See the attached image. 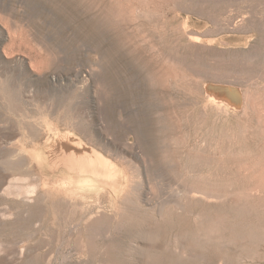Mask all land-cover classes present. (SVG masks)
Here are the masks:
<instances>
[{
	"label": "rangeland",
	"instance_id": "1",
	"mask_svg": "<svg viewBox=\"0 0 264 264\" xmlns=\"http://www.w3.org/2000/svg\"><path fill=\"white\" fill-rule=\"evenodd\" d=\"M0 102V189L15 172L9 141L29 152L50 125H72L140 151L147 202L166 212L134 205L104 238L42 200L0 219V264H215L249 231L241 246L259 260L247 264H264V0H0ZM2 198L0 213L13 205ZM140 241L162 247L130 248Z\"/></svg>",
	"mask_w": 264,
	"mask_h": 264
},
{
	"label": "bare ground",
	"instance_id": "2",
	"mask_svg": "<svg viewBox=\"0 0 264 264\" xmlns=\"http://www.w3.org/2000/svg\"><path fill=\"white\" fill-rule=\"evenodd\" d=\"M24 82H27V80ZM33 83L31 85H34ZM209 88L212 91L210 92H211V96L214 99L220 100L221 102H228L233 105L240 104V95L237 90L232 89L231 87L228 86L221 87L213 84ZM5 105L6 104L4 103L3 106ZM68 129H69L68 131L63 132L57 127L54 128L53 124L50 125L49 127H47L48 130L47 137L44 139V141L39 145H35L33 149H31V151L29 152L26 150L25 146L19 143L21 141L18 142L9 141L8 146H10L12 151L10 159L12 161V164H14L15 166L14 168L15 172H13L7 180L4 181L2 180L3 182L1 184L2 187L0 189V196L3 197L2 199L5 201V203L8 204L9 202H12L13 205L12 207H7L6 210H4L3 208L4 211L3 212L1 211L0 213L1 220L6 219L7 216L9 217L12 214L15 215L19 212L28 211V208L31 205L38 204L42 200L50 199L52 200L53 205L58 204L60 206H65L73 211L76 212L78 211L79 216L76 218V221L71 222L70 227L74 231L80 233L84 231L83 226L86 225L88 227V230L90 231L89 232L87 230L88 235L90 236L98 235L104 238L110 237V235L115 232L114 230L116 228L121 227L122 225L125 224V222L130 220V218H133L127 216V213L129 210H131V208H133L134 205L139 206L140 204L141 207L144 208L145 210L150 208L152 210V213L154 214V217L158 222L159 221L163 222V220L165 221L166 212L164 210L165 208L164 204L161 203L160 201H157L154 204H149L147 202L150 200L149 191H148L149 188L148 178H147L148 167L146 161L142 158V154L140 153V151H138L133 145L129 144V142L125 139L118 140L115 138L113 142H110L109 140L105 139V137L102 138L97 133V131L96 132L94 131L95 133L91 131L89 133H86L77 130L72 125ZM20 131L23 132L22 130ZM23 133H25V131ZM136 194L138 195V197L135 198ZM134 199H138V200L135 201ZM175 206H176L175 209L178 210L177 203H175ZM8 213L11 215H7ZM176 216L177 217L179 216L177 215V212H176ZM110 221H113V223H110ZM38 224L35 225L37 226ZM133 225L134 224L132 223V226ZM85 233H87L86 229H85ZM85 237L87 239V235ZM233 238H235L234 240H236L235 242H237L235 244L236 245L239 244L237 245L239 247V250L238 251L235 250L233 252L231 248L229 249V247L224 248L225 253L217 254L214 257V260L217 259L215 260L216 261L215 264H229L227 262H230L229 259L232 258L230 262L231 264L233 261V257L231 256V254L235 256L234 260H236V262L239 261L240 264L241 262L242 264H247V259L248 261L250 260L249 262H253L254 259H256L254 260L255 262L259 260L257 258L253 259L252 253L251 252L249 253L250 250L248 252L245 251L244 248L246 246H243L244 248L241 246L245 244V240L247 241V239L250 242L252 241L253 235L250 231L247 234H240L238 232H235L233 234ZM98 240H101V237ZM192 241L190 242V244L192 243ZM96 242L98 243V241ZM88 243H92V242L88 241ZM166 244L164 243L163 245ZM117 245L119 244L117 243ZM195 245L198 246L199 244L197 245L195 243ZM5 246L6 245H4V248ZM22 246L26 248L25 245ZM101 246L104 247V245ZM112 246L113 245L111 244V247ZM175 246L177 249H179V243ZM193 246H190L191 248L190 247L188 248H190L192 251L193 250L197 251L196 248L198 247L195 246L193 247ZM202 246H206V245H202ZM219 246L216 248V250L218 249V252L219 251L221 252L222 249L220 250L221 247ZM221 246L223 247V245ZM161 247L162 245L160 243H151L148 241H142V242L140 241L130 246V248H132L134 251L135 249L142 250L143 253L144 251L149 252L150 250L151 251L156 250ZM113 248L115 247L113 246ZM126 248L130 249L127 246ZM168 248L169 251H171L170 247ZM26 249H24V251ZM200 249L201 248L199 247L198 250ZM99 251L102 252V250ZM164 251L166 250L164 249ZM128 252L130 251L128 250ZM154 252L155 251H153L152 255L154 254ZM243 252H245L244 254H246V256L243 255ZM183 253H186V251L185 252L183 251ZM187 253L194 254V252H190V251ZM261 253L262 254L260 255V258L262 257L264 261V250ZM196 257L198 258V256ZM236 262L234 261L233 263Z\"/></svg>",
	"mask_w": 264,
	"mask_h": 264
}]
</instances>
